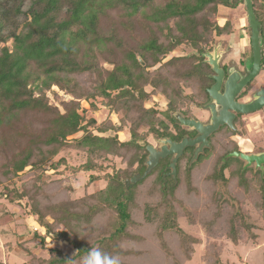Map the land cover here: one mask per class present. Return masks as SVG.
Segmentation results:
<instances>
[{
	"label": "trees",
	"instance_id": "16d2710c",
	"mask_svg": "<svg viewBox=\"0 0 264 264\" xmlns=\"http://www.w3.org/2000/svg\"><path fill=\"white\" fill-rule=\"evenodd\" d=\"M262 2L252 0L264 48ZM236 6L237 0H0V226L11 216L3 199L25 202L47 232H54L53 225L63 226L61 238L76 250L68 258L52 249L53 256L41 264H69L90 247L118 255L121 264H129L131 257L135 264L159 263L156 246L168 259L180 253L188 261L201 239L180 229V216L216 240L205 247L206 264H223L226 243L221 239L234 246L257 242L258 232L264 231V173L241 172L237 160H227L217 172L216 166L204 165L208 157L190 168L180 158L174 181L162 179L166 158L132 187L125 188L116 173L104 189L80 198L45 183L41 173L44 168L59 171L65 161L56 157L74 145L96 158L135 149L122 174L141 176L146 152L135 144L137 130L145 126L156 137H170L165 126L152 119L155 112L145 109L143 86L152 84L146 71L165 60L161 67L181 70L174 65L181 57L167 56L181 44L200 51L213 33L230 34L229 22L220 27L216 17L220 8ZM195 70L186 67L185 79L196 78ZM53 88L71 100L58 98ZM135 92L141 97L138 107ZM111 93L118 101L109 100ZM50 94L58 98L62 112L49 103ZM96 98H107V106L118 103L129 117L128 140L89 131L96 121L86 122L81 102L93 109ZM114 127L97 130L103 134ZM79 132L80 139L67 140ZM98 170L91 159L82 169ZM49 187L57 192L55 200L41 208ZM139 198L145 199L140 203ZM46 216H51V224L44 221ZM132 246L139 249L133 251Z\"/></svg>",
	"mask_w": 264,
	"mask_h": 264
},
{
	"label": "rangeland",
	"instance_id": "374dc122",
	"mask_svg": "<svg viewBox=\"0 0 264 264\" xmlns=\"http://www.w3.org/2000/svg\"><path fill=\"white\" fill-rule=\"evenodd\" d=\"M262 4L264 6V2H262ZM216 18L217 25L220 27L224 26L228 21L231 25V32L230 34L222 35L213 33L211 40L207 44H203V46L215 44L214 50H216V47L217 49L219 48L225 56H229L230 54L233 55L243 50L249 51L248 47H250V44L247 45V40H245L246 38L248 39L249 32L247 28L246 11L243 4H237L235 8H220ZM194 53H196V51L190 48L188 44H181L167 56V59L181 57V60L174 64L175 66L178 65L181 67V70L165 69L161 67L164 65L163 62H167L165 60L146 71V77L149 78V82L152 84L143 86V91L147 95V98L143 101L145 109L155 112L152 119L165 126V132L169 134L172 133L173 126L170 125V118H168V114L165 113L168 102L167 98H170L172 103L177 106L189 103V99L194 103H199L201 100L200 95L197 93L200 85L197 76H195L196 78L194 79H185L186 67H194L192 64L193 61L191 63V60L194 59ZM205 55L206 53L204 56ZM137 56L139 55L137 54L136 57ZM139 58L141 59L140 56ZM100 64L106 69L110 68V66L103 61H100ZM166 67L172 68L169 65H166ZM153 86L155 87L153 88ZM53 90L57 93L58 98L71 100L70 96L63 95V93L56 88H53ZM110 95L111 97L109 100L118 101V99L115 100L116 93H111ZM48 97L49 103L56 106L59 111L62 112V108L57 100L58 98H55L52 94ZM139 99H141L140 95L135 92L136 107L140 104ZM93 103L95 104V108L92 109L89 108V105L85 102H81V109H84L87 119L86 122L90 119H95L96 121L95 126L93 125L88 128L89 131L92 132L93 135L104 137L116 136L120 141L128 140L129 135L126 134L125 129L129 125V117L124 116L125 112L117 105L118 103L115 105L109 104L107 106V98H96ZM138 115L139 114L135 112V117ZM177 115H179L178 111L174 112L171 116L176 117ZM255 122L258 123V120L256 119ZM109 125L115 126V130H107V132L103 134L98 132L97 129L100 126L104 127ZM137 132L139 137L135 141L136 145H138V142L144 145L149 143L150 145L156 146V149L161 145L163 139L153 135L148 127L143 126L138 129ZM82 135L83 133L79 132L69 137L67 140L72 142L80 139ZM245 145L246 144H244V147ZM140 148L145 151L143 147ZM143 151H141V153H143ZM224 153L225 150L222 151L221 149H212L208 151L202 157V159H207L208 157V162L205 160L204 162L206 163L204 165H208L211 168L216 166V170L219 172L221 170L219 165L223 159L222 156ZM134 155L135 149H131L129 151L121 150L118 155L96 158L95 156L90 157L88 152L77 149L74 145H71L69 148L61 151L55 159V161L64 160V165H61L59 171L55 172L49 168H44L41 172L43 175L42 180H44L45 183H54L55 186L60 187V189L70 192L71 198H80L86 194H92L100 189H104L109 177L114 176L116 173L119 175L120 183L123 184L129 181L130 178H127L122 173L128 168L127 162ZM146 157L147 153L145 155V161ZM89 159L99 167L97 172L82 171ZM209 159H212L211 162ZM186 161L188 168L196 163L189 165V158L184 157V163ZM184 163H182V165ZM201 165L202 164L199 166ZM130 169H136V164ZM249 171H251V169H249ZM224 173L228 176L227 170H225ZM256 173L257 172L253 170V174ZM135 174L137 173H134L132 176ZM163 177L165 178L167 176L162 175V179ZM20 184V182L16 184L17 188L20 187ZM56 193V190L54 191L49 187V189L46 190V197H43L39 203L41 208L45 201L49 202L51 198L55 200ZM145 198H139V202H143ZM3 201L5 200L3 199L1 203L6 205V209L11 216L9 219L6 218L5 221H3V225L0 226V264H41V261L53 256L51 252L52 249L68 258L74 256L76 250L61 238V232L65 230L63 226L53 225L54 232H47L37 223V218L31 214V208L27 204L25 205V202L9 204L7 201L4 203ZM44 221L49 224L53 222L51 216H46ZM178 222L180 229L184 233L190 234L191 236H199L201 244L194 246L193 256L188 261L183 259L180 253L176 255L173 254L168 259V257L162 253L159 246H156L155 251L160 255L159 263L156 264H206L203 259L205 247L216 240L210 236L206 237L202 230H196L194 226L188 225L183 216H180ZM161 233L162 229L159 228L157 234L160 236ZM45 235L49 237V240H45L44 243H42L41 238L45 239ZM143 235L146 236L145 233ZM258 235L259 238L256 243H249L247 245L240 244L238 246L228 243L226 239H221V241L226 243V248L221 256V262L223 264H264V231H259ZM37 236H39V238ZM130 249L135 251V249H139V247L135 248V246H132ZM127 262L129 264H135V257L128 258Z\"/></svg>",
	"mask_w": 264,
	"mask_h": 264
},
{
	"label": "flooded vegetation",
	"instance_id": "af4514ba",
	"mask_svg": "<svg viewBox=\"0 0 264 264\" xmlns=\"http://www.w3.org/2000/svg\"><path fill=\"white\" fill-rule=\"evenodd\" d=\"M245 40H247V45H249V36L248 39L246 38ZM214 45L215 44H210V46L202 45V49L200 51H196V53L193 54L194 59L191 60V63L193 61L192 64L196 69V76L199 79L200 83L197 92L200 95V102L194 103L189 99V103L177 106L172 103L170 98H167L168 102L165 113H167L168 118H170V125L173 126V130L172 133H170V137L162 139H170L172 142L177 143L184 138L192 140L199 136L196 131L181 126L177 118L171 116L176 111L179 112L178 116L183 117L185 120H193L203 126L211 123L213 118L211 106L216 103L218 95L216 97L211 96L209 91L216 84L215 77H218L219 75L212 70V65L209 64L210 60L214 61L217 64V69L222 72L221 80L219 81L220 84H218L220 85L218 98L224 95L226 83L228 82V79L230 77L232 78H230L231 80L235 81L238 76V82H242L247 76L253 73L251 47H248L249 51L243 50L242 52H237L233 55L230 54L229 56H225L219 48L217 49L216 47V50H214ZM205 53L209 57H205ZM257 72V75H254V77L251 78L250 81L245 82L240 92L234 98V103L239 105L250 103L253 100L254 95H256L259 91L264 90L263 44L261 64L259 65V69ZM220 110L221 107L217 105L216 111L218 112ZM256 119L258 120V123L255 122ZM230 120L233 124L234 130H231L227 125L220 126L218 131L212 133L209 137H207V143L209 147L203 148V153L199 156L198 160L212 149H221L222 151L225 150V153L222 156L223 159L226 155L233 152L244 155L264 154V107L254 113L247 115L235 114L234 117ZM244 144H246L245 147ZM146 145L150 144L146 143ZM151 146L156 149V146ZM195 148V146L185 147L180 158L188 157L190 161L193 157ZM167 158H169V163L164 168V170L169 166L172 156H169ZM227 160L229 159L225 160V164L222 167L226 165ZM233 160H237L238 162H240L241 167H243V162L235 158ZM250 167L251 168L249 169H251V171L253 172V170L255 169V165L251 164ZM256 172L262 173L259 169H257ZM168 173H170V171L165 170L163 175L165 176ZM166 178L171 177H165V179Z\"/></svg>",
	"mask_w": 264,
	"mask_h": 264
},
{
	"label": "water",
	"instance_id": "95a60500",
	"mask_svg": "<svg viewBox=\"0 0 264 264\" xmlns=\"http://www.w3.org/2000/svg\"><path fill=\"white\" fill-rule=\"evenodd\" d=\"M237 4H243L246 11L247 28L249 32V40L253 60V73L247 76L242 82H238V76L235 81L231 80L232 78L230 77L231 79L229 78L228 82L226 83L225 93L220 97V99L218 98L220 87V85L218 84H220L219 81L221 80L222 72L217 69V64L214 61L210 60L209 64L212 65V70L219 75L218 77H215L216 84L209 91L211 96L216 97L218 95L216 103L211 106L213 115L211 123L203 126L193 120H185L183 117L177 115L176 118L181 126L196 131L199 136L192 140L184 138L177 143L172 142L170 139H163L158 149H155L151 145H144L143 143L138 142V145L145 148V151L147 152L146 161L144 163L145 171L141 176L139 174H135L130 178L129 181L123 183L125 188L132 187L137 182L148 176L161 160H164L169 156H172V159L169 166L165 170H169L170 173L166 174L165 176H170L175 181L177 174L176 165L185 147H196L193 157L191 158L189 163V165H192L203 153V148L209 147L207 143V137H209L212 133L218 131L220 126L227 125L231 130H234L233 124L230 119L233 118L235 114L247 115L254 113L264 107V90L259 91L256 95H254L253 100L245 105H239L234 103L233 101L244 86L245 82L250 81V79L253 78L254 75H257V71L262 59L263 42L261 37V23L255 15L252 0H237ZM205 57L209 56L205 55ZM137 60L141 66L145 65L139 58V56H137ZM217 105L221 107V110L218 112L216 111ZM234 158L244 163L242 172L246 169L251 168V164L255 165V172L257 169H259L262 173L264 171V154L244 155L238 154L236 152L226 155L224 159H222L219 168H221L225 164L226 159ZM163 179L165 180L164 177Z\"/></svg>",
	"mask_w": 264,
	"mask_h": 264
},
{
	"label": "clouds",
	"instance_id": "9594fccd",
	"mask_svg": "<svg viewBox=\"0 0 264 264\" xmlns=\"http://www.w3.org/2000/svg\"><path fill=\"white\" fill-rule=\"evenodd\" d=\"M69 264H121V262L118 255L107 253L99 247H90L78 260H69Z\"/></svg>",
	"mask_w": 264,
	"mask_h": 264
}]
</instances>
